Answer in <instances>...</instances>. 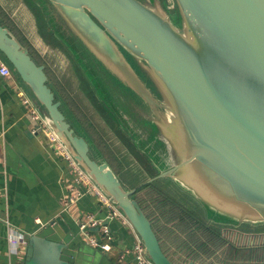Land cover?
<instances>
[{"label":"water","instance_id":"obj_1","mask_svg":"<svg viewBox=\"0 0 264 264\" xmlns=\"http://www.w3.org/2000/svg\"><path fill=\"white\" fill-rule=\"evenodd\" d=\"M39 1L152 173L122 148L138 172V184L125 185L45 66L1 22L0 59L74 164L127 221L146 261L176 264L135 200L148 184H167L207 226L264 227V0H46L66 31ZM48 235H26L20 264H69L65 243Z\"/></svg>","mask_w":264,"mask_h":264},{"label":"crops","instance_id":"obj_2","mask_svg":"<svg viewBox=\"0 0 264 264\" xmlns=\"http://www.w3.org/2000/svg\"><path fill=\"white\" fill-rule=\"evenodd\" d=\"M29 1L40 11L38 12L41 18L36 19L32 12L28 13L29 15L25 14L21 21L17 16L13 19L6 15L15 31L5 25L29 50L33 59L45 66L49 82L59 92L76 118L79 120L59 86L66 91L79 109L81 102L92 112L101 130L93 123L91 115L82 113L99 132L116 158H122L119 154L123 152L122 148L117 146L118 142L124 147L131 146L136 152L133 145L128 143L129 139L119 130L117 122L104 111L102 104L95 98L77 60L54 35L44 7L37 6L36 0ZM44 3L54 12L57 23L65 30L61 19L48 1L44 0ZM39 22L53 42L46 40ZM48 70L53 78L49 76ZM88 90L94 102L91 101ZM30 108L17 83L0 77V264H20L25 257L26 247L20 249L18 254L9 248L8 237L11 228L26 235L45 232L49 234V238L61 240L65 243L63 256L69 264H133L131 249L135 238L130 228L119 219L105 221L107 210L88 192L86 186L77 182L73 169L52 146L46 134L34 133L35 122ZM100 119L108 124L107 130ZM79 122L83 125L80 120ZM84 128L86 129L85 126ZM90 137L98 147L93 137L91 135ZM122 138L127 142L125 143ZM136 153L143 158L141 154ZM130 154L136 158L133 153ZM121 181L128 183V180ZM134 185L129 182V187ZM90 215L104 221V225L107 226L112 236L110 251L93 249L80 234L79 224ZM91 230L97 231L92 228Z\"/></svg>","mask_w":264,"mask_h":264},{"label":"trees","instance_id":"obj_3","mask_svg":"<svg viewBox=\"0 0 264 264\" xmlns=\"http://www.w3.org/2000/svg\"><path fill=\"white\" fill-rule=\"evenodd\" d=\"M0 18L2 25L6 24L15 31L3 12ZM48 74L53 78L49 70ZM59 87L71 109L120 176L126 169L124 161L111 153L99 132L66 91ZM164 185L154 183L137 189L135 200L150 221L160 247L170 261L176 264H264V227L245 231L207 226L199 213L172 196L170 190L166 191L167 184Z\"/></svg>","mask_w":264,"mask_h":264},{"label":"built area","instance_id":"obj_4","mask_svg":"<svg viewBox=\"0 0 264 264\" xmlns=\"http://www.w3.org/2000/svg\"><path fill=\"white\" fill-rule=\"evenodd\" d=\"M0 77L14 80L9 67L6 64H4L1 59H0ZM30 110L32 113L31 115L32 119L35 122V128L33 129L34 133L43 132L46 134L52 146L59 152L61 156L64 157L63 159L73 169L77 182H81V184L86 186L88 192L93 194L95 198L98 200V202L107 210L105 221L108 222L109 220H112V219H119L123 224L129 227L127 221L120 215V213L115 209V207L96 188V186L88 179V177L74 164V162L68 156L66 151L58 143L54 135L44 125L41 118L37 115L34 109L31 107ZM103 222L104 221L102 220L100 221L94 216L90 215L79 224L78 229L83 239L85 240V242H87V244L90 247H92L95 250H101V251L108 252L111 250L110 242L112 241V236L107 226H105ZM91 228L93 230L97 229V231L95 230L94 232H92ZM130 230L135 238L134 244L131 249V254L133 257V264H149L143 255V252H144L143 245L139 242V240L137 239V237L135 236L131 228ZM8 243H9L10 250H12L13 253L18 254L20 249L26 247V234H24L22 231H17L16 229L11 228V233L9 234V237H8Z\"/></svg>","mask_w":264,"mask_h":264},{"label":"rangeland","instance_id":"obj_5","mask_svg":"<svg viewBox=\"0 0 264 264\" xmlns=\"http://www.w3.org/2000/svg\"><path fill=\"white\" fill-rule=\"evenodd\" d=\"M13 3V5L11 6V7H9V8H7L6 10H7V15H8V17L9 16H11L13 19H15V16H17L19 19H20V21L22 20V19H24L25 18V14H28V13H30V14H32L31 13V11L28 9V10H26V4L24 3V1H22V0H0V8H2V7H4L6 4H8V3ZM21 2V3H20ZM28 8V7H27ZM29 15V14H28ZM133 64H135L134 62H133ZM80 104H81V106H80V110L82 111V112H84L85 114H87L88 116L89 115H91L92 116V119H93V123H97L98 125H100L99 124V122L93 117V114H92V112L86 107V105L83 103H81L80 102ZM90 107H91V105H90ZM90 113V114H89ZM101 120V119H100ZM101 122L104 124V126H105V130H107V127H108V124L105 122V121H103V120H101ZM96 124V125H97ZM97 125V127L99 128V126ZM100 129V128H99ZM101 130V129H100ZM128 143H130V141H128ZM117 146L119 147V148H126L127 150H128V152L129 153H132L131 151H130V149H129V147H124L123 146V144L122 143H120V142H118V144H117ZM123 153H126V152H123ZM120 155V154H119ZM131 155V154H130ZM121 156V155H120ZM126 158H129L128 160L130 161V163L132 162V163H134L135 162V160H131V158H130V156H128V155H126ZM134 159V158H133ZM136 159V158H135ZM121 160H123L124 161V158H121ZM137 160V159H136ZM139 160L140 161H142L144 164L142 165V167L144 168V169H146V171L148 172V173H152V171H151V169H150V167H149V165H148V163L146 162V160L144 159V157L143 158H139ZM126 161H127V159H126ZM125 161V162H126ZM134 161V162H133ZM125 162H124V164H125ZM132 165L133 164H129V163H127L126 162V164H125V167H126V169L124 170V171H122V174L120 175V177H121V179L122 180H128V183L127 182H124V184L125 185H127V186H129V182L131 181L133 184H135V185H137L138 184V179H137V177L135 176L138 172L135 170V168L134 167H132Z\"/></svg>","mask_w":264,"mask_h":264},{"label":"flooded vegetation","instance_id":"obj_6","mask_svg":"<svg viewBox=\"0 0 264 264\" xmlns=\"http://www.w3.org/2000/svg\"><path fill=\"white\" fill-rule=\"evenodd\" d=\"M22 1H24V3L26 4V6L28 7V9L35 15V17H36V19H40L41 18V15L39 14V10H37L32 4H31V2L29 1V0H22ZM13 4L12 3H8V4H6L4 7H2V8H0V13L1 12H3L5 15H7V8H9V7H11ZM39 11V12H38ZM0 20H1V18H0ZM39 25H40V30L42 31V32H44L43 31V25L39 22ZM43 35H44V37L46 38V40L48 41V42H53V39L49 36V35H47L45 32L43 33ZM88 94L90 95V91L88 90ZM90 98H91V101L93 100V102H94V98H93V96H92V94L90 95ZM98 107V109L100 110V108H99V106H97ZM107 122L109 123V124H111L110 123V121L107 119ZM122 140L126 143L127 141L124 139V138H122ZM129 147V149H130V151L133 153V155L139 160V158H141V157H139L138 156V154L132 149V147L131 146H128ZM135 152V153H134ZM140 161V160H139ZM140 163L142 164V161H140Z\"/></svg>","mask_w":264,"mask_h":264}]
</instances>
